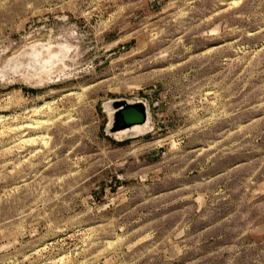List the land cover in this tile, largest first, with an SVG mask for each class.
<instances>
[{"label":"rangeland","instance_id":"1","mask_svg":"<svg viewBox=\"0 0 264 264\" xmlns=\"http://www.w3.org/2000/svg\"><path fill=\"white\" fill-rule=\"evenodd\" d=\"M0 264H264V0H0Z\"/></svg>","mask_w":264,"mask_h":264},{"label":"water","instance_id":"2","mask_svg":"<svg viewBox=\"0 0 264 264\" xmlns=\"http://www.w3.org/2000/svg\"><path fill=\"white\" fill-rule=\"evenodd\" d=\"M114 109L112 119L107 125V132L114 134L129 130L135 125H144L146 121V104L143 101L128 102L125 99H116L108 102ZM126 135V134H125ZM142 135V134H139ZM136 135V136H139ZM134 137L127 134L123 139Z\"/></svg>","mask_w":264,"mask_h":264},{"label":"bare ground","instance_id":"3","mask_svg":"<svg viewBox=\"0 0 264 264\" xmlns=\"http://www.w3.org/2000/svg\"><path fill=\"white\" fill-rule=\"evenodd\" d=\"M49 57H52V56L50 55ZM128 102H132V101H128ZM106 108L110 111V117L112 119V115L114 113V109L111 107L110 104L106 105ZM145 109H146V121H145L144 125H139V126L135 125L132 128H130L129 130L117 132V133H114V134L115 135H119V138H124L127 134H129L130 136H136V135L143 134V133L147 132L149 130L147 106H145Z\"/></svg>","mask_w":264,"mask_h":264}]
</instances>
